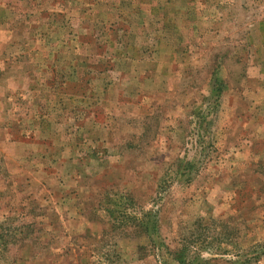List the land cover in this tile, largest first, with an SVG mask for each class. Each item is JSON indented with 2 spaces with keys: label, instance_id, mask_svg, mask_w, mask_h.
Wrapping results in <instances>:
<instances>
[{
  "label": "rangeland",
  "instance_id": "374dc122",
  "mask_svg": "<svg viewBox=\"0 0 264 264\" xmlns=\"http://www.w3.org/2000/svg\"><path fill=\"white\" fill-rule=\"evenodd\" d=\"M0 264H264V0H0Z\"/></svg>",
  "mask_w": 264,
  "mask_h": 264
},
{
  "label": "trees",
  "instance_id": "16d2710c",
  "mask_svg": "<svg viewBox=\"0 0 264 264\" xmlns=\"http://www.w3.org/2000/svg\"><path fill=\"white\" fill-rule=\"evenodd\" d=\"M240 194V192L239 193H237L236 195L238 196ZM239 199H241V197H238Z\"/></svg>",
  "mask_w": 264,
  "mask_h": 264
}]
</instances>
